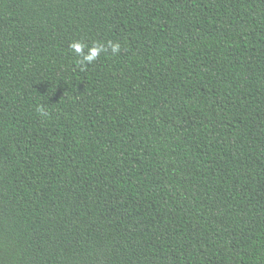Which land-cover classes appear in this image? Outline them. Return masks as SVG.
Segmentation results:
<instances>
[{"label":"trees","instance_id":"obj_1","mask_svg":"<svg viewBox=\"0 0 264 264\" xmlns=\"http://www.w3.org/2000/svg\"><path fill=\"white\" fill-rule=\"evenodd\" d=\"M0 264H264V0H0Z\"/></svg>","mask_w":264,"mask_h":264},{"label":"clouds","instance_id":"obj_2","mask_svg":"<svg viewBox=\"0 0 264 264\" xmlns=\"http://www.w3.org/2000/svg\"><path fill=\"white\" fill-rule=\"evenodd\" d=\"M69 48L79 57L78 63L81 70H85L98 58L101 52L106 51V46L101 42H94L92 47L89 48L88 45L81 40L71 42ZM86 48H88L87 53H85ZM107 48H110L113 53H117L120 51V44L118 42L113 43L109 41L107 43ZM38 111L41 115H47L43 104L38 107Z\"/></svg>","mask_w":264,"mask_h":264}]
</instances>
